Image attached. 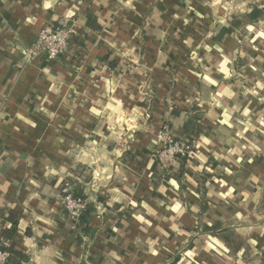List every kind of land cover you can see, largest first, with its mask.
<instances>
[{
	"label": "crops",
	"instance_id": "crops-1",
	"mask_svg": "<svg viewBox=\"0 0 264 264\" xmlns=\"http://www.w3.org/2000/svg\"><path fill=\"white\" fill-rule=\"evenodd\" d=\"M61 19L65 53L26 61ZM166 125L190 149L161 180ZM11 214L24 264H264V0H0V235Z\"/></svg>",
	"mask_w": 264,
	"mask_h": 264
},
{
	"label": "built area",
	"instance_id": "built-area-1",
	"mask_svg": "<svg viewBox=\"0 0 264 264\" xmlns=\"http://www.w3.org/2000/svg\"><path fill=\"white\" fill-rule=\"evenodd\" d=\"M232 2L233 0H228ZM74 29L63 19L57 23L44 27L39 39L25 49L26 61L35 57H41L46 62L57 60L62 56L73 37ZM190 145L184 138H176L172 135L169 127L166 125L158 135V146L156 149L157 157L163 168L173 165L180 155H186L189 152ZM74 189L70 183L65 182L61 186L60 200L62 201L69 218L74 223L79 224L83 209L87 199L74 197ZM10 241L0 235V264H7V258L10 253L3 247L9 246Z\"/></svg>",
	"mask_w": 264,
	"mask_h": 264
},
{
	"label": "trees",
	"instance_id": "trees-1",
	"mask_svg": "<svg viewBox=\"0 0 264 264\" xmlns=\"http://www.w3.org/2000/svg\"><path fill=\"white\" fill-rule=\"evenodd\" d=\"M186 155H183V156L180 155L177 158V160L180 159V158L182 160V162L177 164V170L176 171H178V174H182L183 171H184L183 168L185 166V162H186V158H187ZM177 160H176V162H177ZM176 162L174 163V165L176 164ZM76 171L77 170H75V172ZM90 179H91V175H90L89 178L84 179V181H89ZM72 194H73L74 197H81V198L86 199L85 196H83V195H81V194H79L77 192H73ZM95 211H96L95 204L87 200L85 208L83 209L81 217H80V221L83 223V226L81 228V233H83L85 235L94 234L95 230L91 228L90 220L93 217ZM8 221H9L10 225L7 228H5V230L3 231V234L1 235L2 237L7 239L8 241H10L9 246H6V247L2 248L4 250H7L10 253L9 257L7 258V264H24L26 261H28L29 257L27 255H25V254H17L14 251L13 246L11 244L13 236L15 235V233L17 231V228H18V222H19L18 217L13 215V214H11L8 217Z\"/></svg>",
	"mask_w": 264,
	"mask_h": 264
},
{
	"label": "rangeland",
	"instance_id": "rangeland-1",
	"mask_svg": "<svg viewBox=\"0 0 264 264\" xmlns=\"http://www.w3.org/2000/svg\"><path fill=\"white\" fill-rule=\"evenodd\" d=\"M156 149L153 151V156L155 157V159L157 160L159 167H160V173H161V180H167L169 176H171V174L173 173V170L175 168V165H171L168 168H163L159 161H158V157H157V152ZM83 166V167H82ZM76 170L79 173V176L84 180L86 178H89L91 175L90 172V168H88L86 165H82V164H78L76 167ZM90 181V180H89Z\"/></svg>",
	"mask_w": 264,
	"mask_h": 264
}]
</instances>
